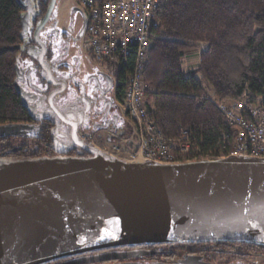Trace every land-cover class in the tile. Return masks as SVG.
I'll list each match as a JSON object with an SVG mask.
<instances>
[{
	"label": "water",
	"instance_id": "1",
	"mask_svg": "<svg viewBox=\"0 0 264 264\" xmlns=\"http://www.w3.org/2000/svg\"><path fill=\"white\" fill-rule=\"evenodd\" d=\"M55 4L49 0L33 31L41 48L37 61L49 80L53 75L39 33ZM22 6L21 35L33 12L30 0ZM26 53L33 55L30 46ZM102 74L113 84L109 74ZM21 103L28 106L24 95ZM116 106L102 119L123 121ZM27 127L0 125V136L25 135L21 130ZM76 144L89 155L0 159V264H45L96 249L146 243L264 246V157L132 162L80 139Z\"/></svg>",
	"mask_w": 264,
	"mask_h": 264
},
{
	"label": "trees",
	"instance_id": "2",
	"mask_svg": "<svg viewBox=\"0 0 264 264\" xmlns=\"http://www.w3.org/2000/svg\"><path fill=\"white\" fill-rule=\"evenodd\" d=\"M22 3L25 0H0V125L27 118L14 87ZM155 17L159 25L144 71L145 103L154 107L151 120L166 136H176L180 128L189 130L198 151L183 161L216 158L231 141L223 139L224 118L210 99L236 98L245 88L264 94V0H161ZM200 42L207 46L200 52L199 67L186 75L183 55ZM133 58L113 70L121 103ZM7 149L12 147L2 144L0 150ZM17 152L10 151V156L25 157Z\"/></svg>",
	"mask_w": 264,
	"mask_h": 264
},
{
	"label": "flooded vegetation",
	"instance_id": "3",
	"mask_svg": "<svg viewBox=\"0 0 264 264\" xmlns=\"http://www.w3.org/2000/svg\"><path fill=\"white\" fill-rule=\"evenodd\" d=\"M48 4L49 0H31L33 12L29 15L25 33L21 35V53L15 64L14 79L20 101L21 95H24L28 105H22L27 118L11 123L28 127L21 130L25 135L0 136V149L2 144L12 147L0 150V159L87 156L89 153L78 146L76 141L80 139V133L91 132L80 129L92 127L94 141L97 144L106 143L109 133L120 130L122 120L115 121L109 116L102 119L103 115L117 104L119 115L123 120L127 117L122 112V103L115 90L111 93L113 84H109L100 70L92 69L79 76L82 58L75 48L76 41L71 31L75 22L81 18L77 36L84 34L85 16L84 10L77 6L69 9L66 29L59 27L53 9L39 33L40 41L45 44L43 58L53 75L48 79L46 71L37 61L41 48L33 38L34 28L44 16ZM52 19L55 20L54 27L47 32L52 37L47 42L41 37V32ZM29 46L32 48V56L26 53ZM19 139L30 143L17 144ZM17 150V155L25 157L10 156V151ZM72 260L80 261L78 264H264V246L232 241L146 243L96 249L61 257L45 264H60Z\"/></svg>",
	"mask_w": 264,
	"mask_h": 264
},
{
	"label": "built area",
	"instance_id": "4",
	"mask_svg": "<svg viewBox=\"0 0 264 264\" xmlns=\"http://www.w3.org/2000/svg\"><path fill=\"white\" fill-rule=\"evenodd\" d=\"M161 0H76L84 10V41L95 61L111 66H126L134 55L133 68L125 77L122 112L129 120L130 130H115L107 135L110 146L97 144L93 136L82 132L80 140L118 158L132 161H153L176 164L198 151L189 130L180 128L176 136H166L150 117L154 107L146 106L148 88L144 82L147 52L159 22L155 11ZM186 53L181 69L184 70ZM184 74L188 75L186 70ZM110 75V74H109ZM115 82L114 74L110 75ZM210 101L224 118L223 139L231 145L216 158L228 156L264 157V94L247 88L236 98ZM213 159V158H206Z\"/></svg>",
	"mask_w": 264,
	"mask_h": 264
},
{
	"label": "rangeland",
	"instance_id": "5",
	"mask_svg": "<svg viewBox=\"0 0 264 264\" xmlns=\"http://www.w3.org/2000/svg\"><path fill=\"white\" fill-rule=\"evenodd\" d=\"M75 5H76V0H57L56 1L54 11L56 12V21H57L59 27L66 29V27H65L66 26V19L68 16L69 9H70V7H73ZM80 19L75 22L74 28L71 31V35L74 38V40L76 41L75 42V46H76L75 48L77 49L78 54L82 58V71L80 72L79 76H81L85 71H90L92 69H98L101 72L113 75L114 69L111 66H106L104 63L97 62L94 60V58L92 57V54L90 52V48L85 44L84 34L80 35V37L77 36L79 27L81 25ZM54 23H55V20L52 19L51 22L47 25V27H45V29L41 32V37L45 38L46 41L49 37H52V36H49L47 34V32L49 31L48 29L54 27ZM50 39L48 41H50ZM114 90H115V82L113 84V89H112L111 93H113ZM127 127H128V120L127 119H124L123 121L120 122L119 128H124L125 130H127L128 129ZM80 130L91 132V134L94 133V129H92V127H86V128H82ZM98 140H101V139H98ZM21 142L30 143V141H27L25 139H19L16 143L20 144ZM102 144L103 143H101L100 145H102ZM106 144H107V146H110L109 141H106ZM220 158H223V157H220ZM213 159H219V158H213Z\"/></svg>",
	"mask_w": 264,
	"mask_h": 264
},
{
	"label": "crops",
	"instance_id": "6",
	"mask_svg": "<svg viewBox=\"0 0 264 264\" xmlns=\"http://www.w3.org/2000/svg\"><path fill=\"white\" fill-rule=\"evenodd\" d=\"M206 46L207 44L205 42H200L196 47L188 49L185 52L187 55L185 57L184 70H186L188 74L199 67V55L200 52L206 48ZM125 119L128 120L127 117H125ZM129 124L130 123L128 120V129L125 130L124 128H120V130H123L125 133H128L130 130Z\"/></svg>",
	"mask_w": 264,
	"mask_h": 264
},
{
	"label": "bare ground",
	"instance_id": "7",
	"mask_svg": "<svg viewBox=\"0 0 264 264\" xmlns=\"http://www.w3.org/2000/svg\"><path fill=\"white\" fill-rule=\"evenodd\" d=\"M185 54V53H184ZM184 56V55H183ZM184 59L182 58V61H183ZM182 63V62H181Z\"/></svg>",
	"mask_w": 264,
	"mask_h": 264
}]
</instances>
